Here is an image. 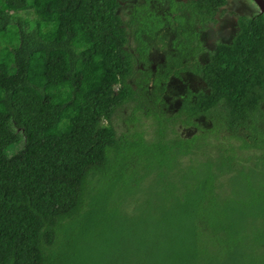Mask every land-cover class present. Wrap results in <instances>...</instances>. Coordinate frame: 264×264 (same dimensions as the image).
Returning <instances> with one entry per match:
<instances>
[{"label":"trees","instance_id":"1","mask_svg":"<svg viewBox=\"0 0 264 264\" xmlns=\"http://www.w3.org/2000/svg\"><path fill=\"white\" fill-rule=\"evenodd\" d=\"M144 4L0 0V264H264V15L167 115L148 47H129L155 36ZM126 104L151 137L116 132Z\"/></svg>","mask_w":264,"mask_h":264},{"label":"flooded vegetation","instance_id":"2","mask_svg":"<svg viewBox=\"0 0 264 264\" xmlns=\"http://www.w3.org/2000/svg\"><path fill=\"white\" fill-rule=\"evenodd\" d=\"M118 1L119 11L121 6L120 2L122 0ZM175 1H179L178 5L181 6L177 8L179 12H176L174 16L176 17L177 14L186 15L187 13L184 11V9H182V6L185 5L186 2L191 0ZM135 2L136 0H134L133 4L130 3V9L133 6H137L139 4ZM166 2H168V0H149L148 5L150 8L154 9V12L157 11V13H161V10L168 6ZM141 3H146V0ZM253 5L257 9L256 13H246L247 7H244L241 4L233 10L230 8L228 0H226L224 5H220L215 9H212V7L210 9H206V7H204L203 9H198L199 12H194V19L196 20V22L194 21L191 26L192 28L189 30L188 39H182L187 46H182L179 48L178 43L181 41V31L180 29L173 27L171 23H169L168 18L171 15L168 18L163 16L162 22L161 18L159 19L160 25L158 28L156 27L155 36L145 37L147 39V42H145L148 46V50L145 55V59L147 58V60H145L146 65L143 63H139V68L151 71V75H153V72L162 73L161 86H164V91H166L167 89H172V91L169 92H173V94L176 95L178 94V91L182 93V91L185 90L184 97L181 98L182 100L175 101L177 107L182 106L183 102L185 101L188 95H190V98H188V100L192 101L195 100L196 94L208 93L209 91L206 92L202 89H197V87H195V81L192 82L191 79H198L199 82L202 81V83H206L205 87L206 85L209 87L207 81L203 76V71L205 70V67H211L213 63H216L215 58L218 57H212V55L214 51L218 49V45H230L234 37L237 36V32L239 30L238 25L226 28L225 23H220V25L217 26L218 22L234 18V20H238L244 16L247 18H251L255 14H262L260 13L258 6L255 3ZM130 9L127 11L126 19H128V15L131 12ZM238 10L240 12H238ZM228 11L230 12L228 13ZM173 18L174 17L172 16V19ZM163 23L164 26L162 27ZM172 23L174 24L173 20ZM196 24L200 27H197ZM214 25L216 26L215 28L213 27ZM189 42H191V45L189 44ZM154 43L155 46H153ZM172 60L177 63V65L173 64ZM169 61L172 62L171 65L166 64V62ZM185 65L187 69H185ZM191 65H194L197 68L189 70V67ZM153 76H150L152 77L151 82L153 80ZM150 86L152 87V85ZM165 101H167V99H165Z\"/></svg>","mask_w":264,"mask_h":264},{"label":"rangeland","instance_id":"3","mask_svg":"<svg viewBox=\"0 0 264 264\" xmlns=\"http://www.w3.org/2000/svg\"><path fill=\"white\" fill-rule=\"evenodd\" d=\"M144 0L140 1V0H136L135 3H139L137 6L139 5H142L141 2H143ZM229 1V6L231 9H235L238 5H242V6H246L247 7V12L246 13H256L257 9L256 7L253 5L254 3L252 2V0H228ZM198 2H208L207 0H199ZM130 3L133 4L134 3V0H122L120 2L121 6H120V9H119V12H120V15L123 17V19H126V15H127V11L130 9ZM144 4V3H143ZM167 5H169V7H166L164 9H162L161 13H155L154 12V9L152 8H149L147 7V5H143L144 7V10H143V15H144V18H148L150 23L152 24H155L156 27L158 28L159 27V19L161 18V22L163 21V16H165L166 18H168L170 15V17L168 18V21L169 23H171V25L173 27H176L177 29H180V37H181V41L178 43V48L179 47H182V46H187L184 41L182 39H188L189 37V30L192 28V24L194 23V21H196L194 18L195 14L194 12H197V8H196V3L192 2V1H188V4L189 6L186 8L187 9V14L186 15H179L177 14L176 17L174 16L175 13H176V10L178 7H180L181 5H178L174 0H169L168 2H166ZM182 8V7H181ZM230 11H228L229 13ZM238 12H240L238 10ZM22 16H26L24 13H21ZM29 17H31L32 15H27ZM172 16L174 17L172 19ZM202 17V16H201ZM143 18V19H144ZM235 19V18H234ZM234 19H230V20H223V21H219L217 26L220 25V23H225V27L226 28H229V27H234V22L235 20ZM172 20L174 21V24L172 23ZM222 20V19H221ZM241 23V19L239 20V25ZM237 24H238V20H237ZM164 26V23L162 24V27ZM197 26V25H196ZM195 26V27H196ZM198 27V26H197ZM214 28L216 27L215 25L213 26ZM132 39H130V44H129V47L131 46L132 47H138L139 49L141 48H147V44H141L139 41H137L133 36H131ZM240 37H239V34L237 35V37L235 38V40L233 41L234 43L232 45H227V44H221V45H218V51H220V49H223V46L225 47L224 52H222V55L221 57L225 58L224 59V63H226V61H230V57H229V52L232 49V47L239 41ZM133 41V42H132ZM134 43V44H133ZM189 44L191 45V42H189ZM153 46H155V43L153 44ZM218 54H221V51L218 52ZM214 55H212L213 57ZM147 60V58L145 59ZM173 64H176L173 60H172ZM171 61L169 62H166L167 65H171L172 64ZM143 63V62H142ZM165 64V62H164ZM138 66H140V64H138ZM137 66V67H138ZM169 67V66H168ZM183 68V67H182ZM197 67H195L194 65H191L189 67V70H193V69H196ZM185 69H187L186 65H185ZM157 74V72H153V75ZM151 75V76H153ZM158 76V75H157ZM156 76V77H157ZM155 77V78H156ZM196 77V76H195ZM197 78V77H196ZM177 79V78H175ZM154 80V79H153ZM192 82L195 81V87H197V89H202L204 91H209L210 88L206 85L205 87V84L198 81L197 80H193L191 79ZM152 85V82H151V78L149 79V83H148V86ZM150 88H152L150 86ZM169 91H172V89H167L166 91L162 92V94H164V97L167 99V101L165 103H158L157 106H160L163 108V111L165 112V114L167 115H173L174 113H176L178 110H180L181 112H184L185 113V110H186V105H187V100L188 98H190V95L187 96V98L185 99L184 103H183V106H178L176 105L175 101L178 100H182L181 98L184 97V93H185V90L182 91V93L180 91H178L176 95L172 93H170ZM170 93V94H169ZM152 97V95H150V98ZM150 100H147L146 103L144 104L146 108L151 109L153 110V108H150V107H153L150 105ZM264 104V103H263ZM181 107V108H180ZM155 109V107H154ZM132 111V107L130 104H126L124 105L123 107H121L119 109V111L116 112V116L115 118H112V121H113V124H114V127L116 128V132L117 133H120L125 131V132H129L131 130L133 131H144L145 132V136L146 137H151L152 136V126H151V122L148 120V118H144L142 117L138 122L136 123H133L131 124L130 122L127 121V118H128V115L131 113ZM133 114H140L139 112H136V111H132ZM177 114V113H176ZM208 120L207 117H205V120L204 122L208 125H210L209 121H206ZM179 132L181 133V135H187L188 133L190 132H197L195 128L191 127V126H182L181 128L179 127ZM187 133V134H186ZM209 137H205V146L198 149L197 150V156L199 157H205V149H206V146H210L209 144ZM199 141L202 142V137H199ZM261 151V150H260ZM259 150L257 151H254V150H246V152L248 154L251 155V158H256L257 156H259L261 154ZM154 175V174H153ZM145 182L148 183L147 180H145ZM145 188V186H143ZM141 193L138 194V196L140 197Z\"/></svg>","mask_w":264,"mask_h":264},{"label":"water","instance_id":"4","mask_svg":"<svg viewBox=\"0 0 264 264\" xmlns=\"http://www.w3.org/2000/svg\"><path fill=\"white\" fill-rule=\"evenodd\" d=\"M259 8V11L264 14V0H252Z\"/></svg>","mask_w":264,"mask_h":264},{"label":"clouds","instance_id":"5","mask_svg":"<svg viewBox=\"0 0 264 264\" xmlns=\"http://www.w3.org/2000/svg\"><path fill=\"white\" fill-rule=\"evenodd\" d=\"M262 14H263V13H262ZM195 22H196V21H195ZM198 22H199V21H198ZM197 24H198V23H197ZM197 24H196V25H197ZM236 25H237V20H235V24H234V26H236ZM197 26H198V25H197ZM198 27H200V26H198ZM235 38H236V36L234 37V39H235ZM234 39H233V41H234ZM233 41H232V42H233ZM232 42H231V43H232ZM215 51H216V50H215ZM215 51H214V52H215Z\"/></svg>","mask_w":264,"mask_h":264},{"label":"bare ground","instance_id":"6","mask_svg":"<svg viewBox=\"0 0 264 264\" xmlns=\"http://www.w3.org/2000/svg\"><path fill=\"white\" fill-rule=\"evenodd\" d=\"M261 13V12H260Z\"/></svg>","mask_w":264,"mask_h":264}]
</instances>
